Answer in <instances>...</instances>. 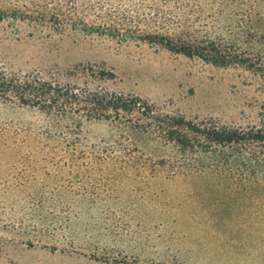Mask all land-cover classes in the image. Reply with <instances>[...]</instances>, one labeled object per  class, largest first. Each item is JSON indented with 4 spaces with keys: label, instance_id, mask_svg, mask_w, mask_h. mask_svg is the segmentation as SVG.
Segmentation results:
<instances>
[{
    "label": "trees",
    "instance_id": "obj_1",
    "mask_svg": "<svg viewBox=\"0 0 264 264\" xmlns=\"http://www.w3.org/2000/svg\"><path fill=\"white\" fill-rule=\"evenodd\" d=\"M6 20L142 43L264 77V0H0ZM0 109L17 116L0 122V147L29 180L43 173L55 184L22 207L21 234L55 244L80 223L84 205L103 199L99 193H148L151 181L180 180L191 193H264V118L247 127L187 118L134 94L1 66ZM26 113L33 118L20 120ZM69 248L76 250L73 242Z\"/></svg>",
    "mask_w": 264,
    "mask_h": 264
},
{
    "label": "rangeland",
    "instance_id": "obj_2",
    "mask_svg": "<svg viewBox=\"0 0 264 264\" xmlns=\"http://www.w3.org/2000/svg\"><path fill=\"white\" fill-rule=\"evenodd\" d=\"M0 66L134 94L187 118L238 127L264 118L262 76L79 30L0 22ZM12 119L0 109L1 123ZM12 153L0 147V264H264V193H191L180 180L151 181L148 193H99L103 199L84 205L80 223L55 244L21 234L22 207L38 193H54L55 184L43 173L29 180Z\"/></svg>",
    "mask_w": 264,
    "mask_h": 264
}]
</instances>
